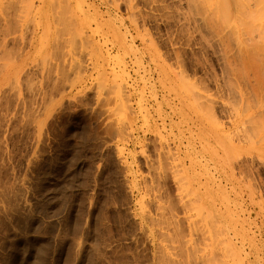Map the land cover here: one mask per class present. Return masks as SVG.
Wrapping results in <instances>:
<instances>
[{
  "label": "rangeland",
  "instance_id": "374dc122",
  "mask_svg": "<svg viewBox=\"0 0 264 264\" xmlns=\"http://www.w3.org/2000/svg\"><path fill=\"white\" fill-rule=\"evenodd\" d=\"M259 1L0 0V264H264Z\"/></svg>",
  "mask_w": 264,
  "mask_h": 264
},
{
  "label": "bare ground",
  "instance_id": "6f19581e",
  "mask_svg": "<svg viewBox=\"0 0 264 264\" xmlns=\"http://www.w3.org/2000/svg\"><path fill=\"white\" fill-rule=\"evenodd\" d=\"M262 1V2H261ZM263 1L264 0H260L258 3H259V7L260 8H258V6L256 7V8H258V11L257 12H252L251 11V13L250 14H248L247 16H245L243 19L244 20H242V18H241V20L240 21H243L242 23H244V26H246L245 25V22L246 23H248V17L250 18L249 20V22L251 23V24H248V26L250 27V28H253L254 27V24H256L255 22H254V19H253V16L254 15H256L258 18H259V20L262 18V16L261 15H264V11H262L263 12V14H262V12H261V10H263V6H264V3H263ZM238 3H239V6L241 7L242 5H243V0H238ZM261 4L263 5L262 6V8H261ZM244 12H246V10L245 11H243V14H244ZM246 14V13H245ZM244 14V15H245ZM229 15V14H228ZM260 15V16H259ZM247 17V18H246ZM261 17V18H260ZM227 19V21H230V19L228 20V17L226 18ZM225 19V20H226ZM226 21V22H227ZM245 21V22H244ZM247 27V26H246ZM249 28V29H250ZM253 30V29H252ZM252 30H251V32H252ZM249 33V32H248ZM242 114V113H241ZM241 114L239 113L238 114V117L236 118L237 119V121L233 124V127H238L239 126V124H240V122H241V124H242V118H241ZM258 116H262L260 113H258V114H255V115H250V117H249V119H248V121L249 120H251V123L252 122H254L255 121V119L258 117ZM255 123V122H254ZM241 124H240V126H241ZM256 124V123H255ZM254 124V131H255V134H257V136L258 135H260V138L261 139H263L264 138V128L263 127H261V126H259L258 128H256L255 126H257L258 124H256L255 125ZM213 127V126H212ZM211 127V129L209 130V131H207L208 133H209V136H210V138H211V144H213L214 146H215V149L217 148V144H218V146L220 145V137L221 136H223L222 134H224V132L223 131H225L226 129H222V130H217L218 128H220V127H218L217 129H216V127H214V128H212ZM215 129V130H214ZM256 129H257V133H256ZM223 132V133H222ZM226 132V131H225ZM222 133V134H221ZM214 148V147H213ZM256 151H258L257 153H259V154H264V145H261ZM213 197H214V193H212V199H213ZM212 199H211V201H212ZM212 206V205H211ZM213 207V206H212Z\"/></svg>",
  "mask_w": 264,
  "mask_h": 264
}]
</instances>
